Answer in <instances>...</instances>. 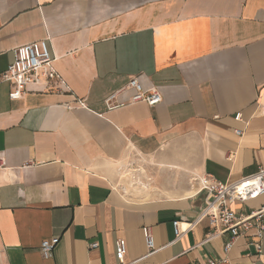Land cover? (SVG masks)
I'll return each instance as SVG.
<instances>
[{
    "label": "crops",
    "instance_id": "obj_1",
    "mask_svg": "<svg viewBox=\"0 0 264 264\" xmlns=\"http://www.w3.org/2000/svg\"><path fill=\"white\" fill-rule=\"evenodd\" d=\"M41 40L62 82L11 100L1 76ZM132 78L162 102L129 103L135 91H119ZM132 154L144 165L120 184ZM262 166L264 0H0V264H119L120 239L129 264H264L255 220L210 238L197 181ZM262 208L264 196L234 205ZM175 221L190 229L178 241ZM144 228L160 249L147 258Z\"/></svg>",
    "mask_w": 264,
    "mask_h": 264
},
{
    "label": "built area",
    "instance_id": "obj_2",
    "mask_svg": "<svg viewBox=\"0 0 264 264\" xmlns=\"http://www.w3.org/2000/svg\"><path fill=\"white\" fill-rule=\"evenodd\" d=\"M14 56V62L9 65L1 76L3 82L11 85V100L21 99L26 94V89L29 85L49 84L52 82L60 84L62 82L55 70V59L51 54L48 41L41 40L18 47L14 51ZM57 90H61V88L57 87ZM126 90L135 91V95L129 102L131 104L145 103L150 107H155L162 102V96L157 88L145 90L137 78H132L128 85L119 93ZM116 97L117 94L106 100V105L110 110L123 106V104L116 102ZM82 106L84 105L82 104ZM241 119L242 116L240 114L236 116V120L240 121ZM238 135H242V132L238 131ZM199 181L201 183V191L206 192V206L201 218H208L210 221L212 228L210 238L229 232L233 239H238L253 227V220L257 223V237L259 239L262 238L264 234V208L253 212L248 217H244L234 210V205L237 203L243 204L264 196V166L260 167L257 173L232 183L218 182L208 176L202 177ZM180 223L181 221L173 223L176 241L185 237L190 230H181ZM143 234L148 249V254L145 258L151 257L160 249L155 247L154 236L150 228H144ZM59 242L60 238L58 237L43 241L40 248L42 256L45 259L52 258L54 249ZM97 246V244H94L92 248ZM254 246L257 253L262 255L263 246L261 242H256ZM116 247V256L119 264H129L125 261L127 253L126 241L123 239L118 240ZM232 247L233 242H230L225 248L226 252H229ZM210 264L216 263L211 262Z\"/></svg>",
    "mask_w": 264,
    "mask_h": 264
},
{
    "label": "rangeland",
    "instance_id": "obj_3",
    "mask_svg": "<svg viewBox=\"0 0 264 264\" xmlns=\"http://www.w3.org/2000/svg\"><path fill=\"white\" fill-rule=\"evenodd\" d=\"M144 162H145V160L141 159L140 157L136 156L135 154L134 155L132 154L131 155V160H129L127 162V164H126V162L124 163L123 169H122L123 171L120 172V174H121L119 176V182H120V184H122V181H123V179H121L122 174L123 173H127L128 174L130 172V170H132L133 167L129 166L130 164H134L135 163L136 166H143L144 165ZM127 179L128 178H126L125 180H127Z\"/></svg>",
    "mask_w": 264,
    "mask_h": 264
},
{
    "label": "bare ground",
    "instance_id": "obj_4",
    "mask_svg": "<svg viewBox=\"0 0 264 264\" xmlns=\"http://www.w3.org/2000/svg\"><path fill=\"white\" fill-rule=\"evenodd\" d=\"M199 179H200V178H198V181H199ZM201 179H202V178H201ZM199 182H200V181H199ZM194 192H195V191H194ZM126 193H127V194H131L132 192H130V190L127 189V190H126ZM133 194H134V193H133ZM134 195H135V194H134ZM137 196H138V195H137Z\"/></svg>",
    "mask_w": 264,
    "mask_h": 264
}]
</instances>
